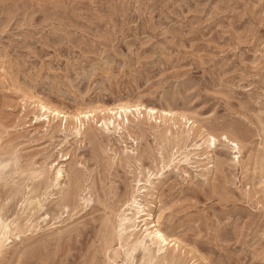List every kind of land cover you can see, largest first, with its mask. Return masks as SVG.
Segmentation results:
<instances>
[{
	"label": "rangeland",
	"instance_id": "rangeland-1",
	"mask_svg": "<svg viewBox=\"0 0 264 264\" xmlns=\"http://www.w3.org/2000/svg\"><path fill=\"white\" fill-rule=\"evenodd\" d=\"M141 105L175 120L101 127ZM192 128L202 156L167 167ZM134 198L180 245L154 264H264V0H0V221L18 229L0 264H130Z\"/></svg>",
	"mask_w": 264,
	"mask_h": 264
},
{
	"label": "bare ground",
	"instance_id": "bare-ground-1",
	"mask_svg": "<svg viewBox=\"0 0 264 264\" xmlns=\"http://www.w3.org/2000/svg\"><path fill=\"white\" fill-rule=\"evenodd\" d=\"M34 105H37L38 107L37 109H39V112H40V116L36 117L34 124L41 122L43 118L46 119L47 123H51L52 121L58 118H63V120L65 121L64 125L65 126L67 125V121L69 120V117L66 114L59 113L56 111H51L48 108V106L44 104H34ZM140 111H143L148 119L155 120L156 122L158 121L159 123H161V121H164V120H167V121L175 120L174 118L171 117V114L169 112L161 111V110L158 111L155 108L153 109V108L144 107L143 105H141V106H136V107L121 108L118 112H114V111H109L107 113L105 112V114L103 115L104 118L102 119L103 121H102L101 127L108 133H111L112 131L120 132L121 130H127V126L131 122L129 117L130 116L136 117L135 113L137 115H140ZM52 116L53 118L51 119ZM95 117L96 116L93 115L92 113L81 114L79 116H76L73 121L75 122V124L80 125L81 127L83 122L85 121L91 122V118L92 120H94ZM181 120L183 121L185 120V118H182ZM185 121L190 124H194V122H190V120L189 121L185 120ZM191 132H193V128L187 132V137H188V140L191 142V145L186 147V149L183 152H178V156H172V158L166 164L167 167L174 166V168H180L185 165L190 166L192 164L191 163L192 160L194 159L198 160L202 156L199 153L200 150H202V144H198L195 141V138L191 136ZM130 139L132 138L130 137ZM225 141L228 144H230L233 147V149L237 151V156L235 157V159L239 161L241 157L240 156L241 155L240 144L237 141H232L228 139L227 137H225ZM133 142L135 143V140ZM208 143L210 145H215L216 139L210 136L208 138ZM126 153L131 154L132 151L127 150ZM51 167L54 168L56 167V165L54 164V166L52 165ZM55 176H56V182L58 183L64 176L63 167L60 166L58 169H56ZM140 184H141V181H138V185ZM142 189H145V188H142ZM42 206L43 205H42L41 199L37 197H32L27 200V204L24 208L27 211H30L33 208H42ZM118 225H119L118 236H119V241H120L119 243L120 250H123L126 253L127 258L130 259L131 261L130 264H133L132 261H133L134 254L140 250L143 252L144 257L147 258V261L150 264H154L156 259L163 257L167 253V251L170 249V247L173 248L172 251L180 252L179 243L175 241H170V239L167 238V236L162 231L161 210H159V212L156 215H153L152 212L148 210V207H146V205L140 200H137L134 198L126 206V208L122 211V213L119 216ZM16 234H18V229L14 223H6L4 221H0V250L6 243H8L11 240V237ZM61 237L62 236L60 235V238Z\"/></svg>",
	"mask_w": 264,
	"mask_h": 264
}]
</instances>
